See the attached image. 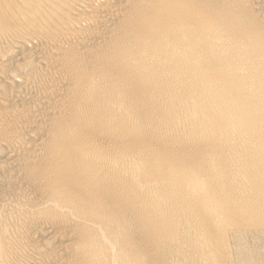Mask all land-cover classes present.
Returning a JSON list of instances; mask_svg holds the SVG:
<instances>
[{
    "label": "bare ground",
    "instance_id": "obj_1",
    "mask_svg": "<svg viewBox=\"0 0 264 264\" xmlns=\"http://www.w3.org/2000/svg\"><path fill=\"white\" fill-rule=\"evenodd\" d=\"M254 228L264 0H0V264H233Z\"/></svg>",
    "mask_w": 264,
    "mask_h": 264
},
{
    "label": "rangeland",
    "instance_id": "obj_2",
    "mask_svg": "<svg viewBox=\"0 0 264 264\" xmlns=\"http://www.w3.org/2000/svg\"><path fill=\"white\" fill-rule=\"evenodd\" d=\"M251 229L246 231L242 241L237 246L235 245L236 247L234 246L233 264H264V229L263 231L260 228Z\"/></svg>",
    "mask_w": 264,
    "mask_h": 264
}]
</instances>
